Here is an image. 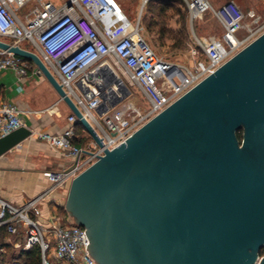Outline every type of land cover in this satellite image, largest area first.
<instances>
[{
    "label": "water",
    "instance_id": "water-1",
    "mask_svg": "<svg viewBox=\"0 0 264 264\" xmlns=\"http://www.w3.org/2000/svg\"><path fill=\"white\" fill-rule=\"evenodd\" d=\"M0 50L34 63L102 146L38 54L3 41ZM118 84L122 96H103L99 116L130 97ZM31 136L22 127L1 138L0 158ZM66 211L86 230L97 264H256L264 250V33L74 179Z\"/></svg>",
    "mask_w": 264,
    "mask_h": 264
},
{
    "label": "built area",
    "instance_id": "built-area-1",
    "mask_svg": "<svg viewBox=\"0 0 264 264\" xmlns=\"http://www.w3.org/2000/svg\"><path fill=\"white\" fill-rule=\"evenodd\" d=\"M31 1H37L40 6L21 18V9ZM142 1L146 6L151 0ZM186 1L191 22L212 11L223 29L220 40L196 38V45L191 49L195 58L192 67L159 57L142 35L140 21L132 23L120 11L116 0H67L59 8L49 0H0V41L10 39L14 41L11 45L20 46L23 42L37 40L41 48L38 56L102 142L101 147L96 145L93 150L75 144V126L79 121L74 113L68 118L71 126L61 135H43L42 139L50 146L77 161L69 170L45 174L54 186L71 184L106 151L126 143L150 120L263 34L262 30L246 27V15L234 2L216 10L207 0L202 3ZM240 32H245V36L239 37ZM0 71H12L21 81L29 75L30 64L0 50ZM35 73L42 75L39 69ZM120 81L129 90L139 88L149 109L142 111L130 103V90L127 100L103 116H95L104 104L103 96L109 100L122 96ZM22 127L21 111L17 106L5 104L0 107V139ZM83 156L85 158L81 160ZM43 199L41 196L18 207L0 198V229L13 237L24 233V249L38 247L41 264H54L47 258L49 252H53L55 261L61 264H97L88 253L89 239L84 228L73 221L61 224L52 220L49 226L40 222Z\"/></svg>",
    "mask_w": 264,
    "mask_h": 264
},
{
    "label": "crops",
    "instance_id": "crops-1",
    "mask_svg": "<svg viewBox=\"0 0 264 264\" xmlns=\"http://www.w3.org/2000/svg\"><path fill=\"white\" fill-rule=\"evenodd\" d=\"M20 47L33 51L21 45ZM29 64V75L21 81L12 71H0V107L5 104L17 106L21 111L24 127L32 131L31 138L0 158V198L21 207L43 196L40 222L45 226H49V221L52 220L67 224L72 222L66 211L71 184L56 187L45 174L69 170L77 161L54 149L42 136L61 135L71 126L68 118L72 111L48 80L35 73L37 66L32 62ZM94 115L98 116L96 112ZM75 130L77 146L85 150L95 149L96 143L80 124L75 126ZM84 158L85 156L81 160ZM24 243V233L13 237L5 229H0V254H6L7 249L20 251L19 253L26 251ZM54 264L61 263L55 261Z\"/></svg>",
    "mask_w": 264,
    "mask_h": 264
},
{
    "label": "rangeland",
    "instance_id": "rangeland-1",
    "mask_svg": "<svg viewBox=\"0 0 264 264\" xmlns=\"http://www.w3.org/2000/svg\"><path fill=\"white\" fill-rule=\"evenodd\" d=\"M53 2L55 7H61L67 0H49ZM121 11L128 17L132 23L141 21L142 35L157 55L164 60L179 64L194 65L195 58L192 55V47H195L196 38L209 40L216 38L220 40L222 36V26L212 11H208L200 19L191 22V15L186 0H161L162 3H168L169 10L164 12L163 17H159L162 3L153 2L149 6L143 8L142 0H116ZM214 9H218L229 2L236 3L246 15V27L254 30H262L264 33V0H207ZM157 3V4H156ZM40 6L37 1L29 2L19 15L24 18L32 9ZM255 15V18H251ZM185 19V30L188 39L186 43L181 41L175 42L172 37L180 35L182 20ZM165 33V35H163ZM245 32H240L239 37L245 36ZM8 44H14L13 40H4ZM22 47L35 51L38 55L41 54V48L35 42H23ZM131 97L128 101L134 104L142 111L149 109L148 101L142 91L137 87H132ZM73 222L74 220L71 219ZM75 223V222H74ZM48 237V233L45 232ZM20 251L7 249L6 257L10 261L13 257H18ZM47 258L55 262L53 252L47 254ZM15 261V260H14ZM11 262V261H10Z\"/></svg>",
    "mask_w": 264,
    "mask_h": 264
},
{
    "label": "trees",
    "instance_id": "trees-1",
    "mask_svg": "<svg viewBox=\"0 0 264 264\" xmlns=\"http://www.w3.org/2000/svg\"><path fill=\"white\" fill-rule=\"evenodd\" d=\"M159 1L151 0L147 4V6H149L153 2L162 3L161 0ZM161 5H162V9H161V12L159 11V17H163L164 12L169 10L168 3L165 2V3H162ZM178 23H180L182 26L181 33L180 35H177L176 37H172V39L175 42L181 41L183 43H186L188 36H186L185 19L182 20V23L181 22H178ZM163 35H165V33H163ZM238 137L240 140H242V132L238 133ZM10 261H8V258L6 257L5 254H0V264H13L15 262H22L24 264H41V251L38 247H34L31 250L22 251L18 257H13Z\"/></svg>",
    "mask_w": 264,
    "mask_h": 264
},
{
    "label": "flooded vegetation",
    "instance_id": "flooded-vegetation-1",
    "mask_svg": "<svg viewBox=\"0 0 264 264\" xmlns=\"http://www.w3.org/2000/svg\"><path fill=\"white\" fill-rule=\"evenodd\" d=\"M261 255H264V250L261 251Z\"/></svg>",
    "mask_w": 264,
    "mask_h": 264
},
{
    "label": "bare ground",
    "instance_id": "bare-ground-1",
    "mask_svg": "<svg viewBox=\"0 0 264 264\" xmlns=\"http://www.w3.org/2000/svg\"><path fill=\"white\" fill-rule=\"evenodd\" d=\"M202 1H203V0H199L200 3H202ZM120 11H121V9H120ZM121 12H122V11H121Z\"/></svg>",
    "mask_w": 264,
    "mask_h": 264
}]
</instances>
